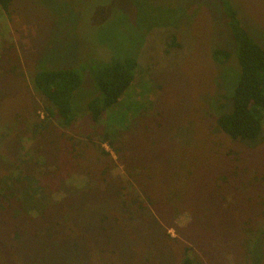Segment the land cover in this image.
I'll return each mask as SVG.
<instances>
[{
	"label": "rangeland",
	"instance_id": "rangeland-1",
	"mask_svg": "<svg viewBox=\"0 0 264 264\" xmlns=\"http://www.w3.org/2000/svg\"><path fill=\"white\" fill-rule=\"evenodd\" d=\"M230 1L264 43V0ZM216 2L16 0L0 10V176L27 161L44 185L63 191L42 217H14L12 198V208L0 209V264H181L185 246L193 264H264V137L249 148L214 125L230 109V101L220 105L237 71L235 59L221 65L210 55L213 46L231 47ZM120 52L139 68L93 122L84 106L91 69ZM61 67L83 74L72 99L78 116L48 126L32 77ZM108 126L119 153L100 143ZM126 165L143 166L138 176L156 209L126 207L132 188L142 197Z\"/></svg>",
	"mask_w": 264,
	"mask_h": 264
},
{
	"label": "trees",
	"instance_id": "trees-1",
	"mask_svg": "<svg viewBox=\"0 0 264 264\" xmlns=\"http://www.w3.org/2000/svg\"><path fill=\"white\" fill-rule=\"evenodd\" d=\"M14 1L16 0H0V10L8 13ZM216 1L217 10L225 25L229 38L228 43L231 47L228 48V45L224 47L213 46L210 49V55L215 62L221 65L229 59H235L237 71L231 94L228 97L224 96L227 101L220 105L226 108L228 101H230V109L222 110V113L215 119V130L233 141L254 148L264 137V43L258 41L242 24L238 12L230 0ZM176 39L177 36L172 34V45H177ZM120 54L122 53L116 54V58L108 62L95 63L91 69L90 77L94 84L91 94L93 95L88 96L84 106L85 113L89 114V118L93 122L98 123L102 113L119 101L133 82L139 68V61L131 53L124 56ZM82 81L83 74L73 67L39 68L34 73L32 77L34 90L46 102L44 123L48 120L50 122L54 120L60 127L74 124L78 111L73 109L72 99L79 91ZM49 124L47 125L49 126ZM41 126H36L34 133H37V127ZM116 135V128L108 126L98 138L100 143H107L112 151L119 153L122 150V145H118ZM123 148L127 149V146L124 145ZM102 152L106 162H108L110 154L105 149H102ZM130 152L133 153L132 150ZM66 153L70 155L67 151ZM25 163L27 161L17 162L14 168L8 170L6 175L0 176V209H5L7 206L12 208L13 205L9 201L12 198L16 204L12 209L14 217L19 218L24 216L23 214H39L42 217V212L47 211L55 202L53 193H57L61 197L63 191L44 185L42 180L45 178L37 177V172L30 171ZM142 168L143 166L126 165V175L128 179L131 178L133 181L131 184L127 180V183L130 187L137 185L136 187L142 196L140 199L132 188L133 194L130 201H127L126 207L137 205L139 208H143L149 205L150 208L156 209L158 203L155 204L154 200L143 192L141 176H138L140 170H143ZM94 170L96 169L94 168ZM109 171L110 169L106 168L105 174H108ZM84 174L88 176L89 184L98 188L97 176L93 178L90 173ZM92 209L90 214H96L95 209L100 208ZM169 209L170 207L164 211L168 212ZM115 218L114 223L116 225L120 217L115 216ZM15 236L22 238L21 234ZM261 237L264 243V226L261 229ZM194 260L195 257L190 247L185 246L181 264H193Z\"/></svg>",
	"mask_w": 264,
	"mask_h": 264
}]
</instances>
